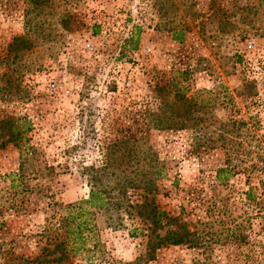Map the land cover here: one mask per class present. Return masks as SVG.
Listing matches in <instances>:
<instances>
[{
    "label": "rangeland",
    "instance_id": "obj_1",
    "mask_svg": "<svg viewBox=\"0 0 264 264\" xmlns=\"http://www.w3.org/2000/svg\"><path fill=\"white\" fill-rule=\"evenodd\" d=\"M8 120L0 264H264V0H0ZM15 126L20 149L34 152L11 186L18 152L5 134ZM107 160L137 173L125 199L164 213L157 234L184 241L148 259L138 207L117 227L97 211L94 241L49 261L60 238L43 234L56 220L48 202L86 198L78 170Z\"/></svg>",
    "mask_w": 264,
    "mask_h": 264
},
{
    "label": "trees",
    "instance_id": "obj_2",
    "mask_svg": "<svg viewBox=\"0 0 264 264\" xmlns=\"http://www.w3.org/2000/svg\"><path fill=\"white\" fill-rule=\"evenodd\" d=\"M251 80L244 81L243 85L247 87L246 94H249L248 90H251ZM181 96V95H180ZM178 96V97H180ZM5 123H10V120L0 122V128L4 127ZM241 123V122H240ZM177 126H181L177 125ZM6 142L13 143L18 152V164L17 170L8 175L11 186L13 182L18 183L23 177V173H26V169L22 167L23 163H27L33 159L34 147L26 145L24 149H20L18 139L20 138V131L17 127H13L9 132H6ZM111 162H114L113 160ZM116 162L120 163L119 160ZM109 161L107 160L102 165L94 167L91 165L82 166L78 170L81 176L85 178L87 185L89 186L87 197L72 201L68 204H57L54 202H48L49 216H55L54 223H47L43 228V234L46 232L58 233L60 240H55L52 244V248L46 252V254L57 253V256L51 258L49 261L58 262L60 259L65 258L68 254H74L81 248H84L86 243L94 241V223L93 215L95 212H99L101 216L107 221V226L117 227L121 223V219L125 216H130L129 208L138 207L135 214L142 217L144 221L148 223L147 241L145 255L148 259H151V254L158 247L164 245H177L184 241V233L167 231L163 236L157 234V230L161 228L162 218L165 217L164 213L155 209L150 204V200L142 202L138 205L130 204L127 202L126 192L130 187H135L140 183H136L134 173L132 176L127 171L123 170H109L107 166ZM109 165V164H108ZM63 172L69 171L67 166H62ZM49 170H51L49 168ZM223 171V168L217 170V173ZM32 176H37L38 171L31 172ZM46 174V173H45ZM140 177L138 182L148 184L153 179L159 177V172L139 171ZM149 176H152L149 177ZM145 192L155 194V189L152 187H145ZM153 196V195H152ZM146 202V203H145ZM109 221V222H108ZM56 234H54L56 236ZM47 243V242H45ZM46 248L44 245L42 249ZM48 261V260H47Z\"/></svg>",
    "mask_w": 264,
    "mask_h": 264
},
{
    "label": "built area",
    "instance_id": "obj_3",
    "mask_svg": "<svg viewBox=\"0 0 264 264\" xmlns=\"http://www.w3.org/2000/svg\"><path fill=\"white\" fill-rule=\"evenodd\" d=\"M84 48H86V49L89 48V43L88 42L84 44Z\"/></svg>",
    "mask_w": 264,
    "mask_h": 264
}]
</instances>
